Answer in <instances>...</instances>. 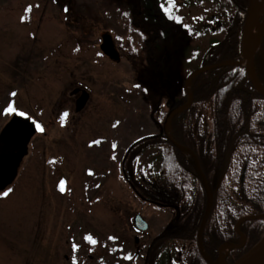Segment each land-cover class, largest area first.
Masks as SVG:
<instances>
[{"label":"rangeland","instance_id":"374dc122","mask_svg":"<svg viewBox=\"0 0 264 264\" xmlns=\"http://www.w3.org/2000/svg\"><path fill=\"white\" fill-rule=\"evenodd\" d=\"M214 2L174 0L184 38L176 51L164 48L162 82L139 51L145 34L131 20L133 0H0V129L12 116L3 114L9 103L44 129L0 192L13 189L0 195V264H157L150 244L166 233L164 264H190V243L180 239L189 234L185 221L141 200L124 169L132 180L157 182L144 169L148 152L129 147L161 132L168 83L180 86L223 38L217 20L225 15ZM105 36L116 55L102 49ZM75 87L89 92L81 110ZM136 213L148 223L144 232L132 223Z\"/></svg>","mask_w":264,"mask_h":264},{"label":"trees","instance_id":"16d2710c","mask_svg":"<svg viewBox=\"0 0 264 264\" xmlns=\"http://www.w3.org/2000/svg\"><path fill=\"white\" fill-rule=\"evenodd\" d=\"M133 1L131 20L145 34L139 51L146 55L147 62L157 72L160 71L164 80L166 72L161 68V54L165 47L176 51L184 38L185 28L173 7L171 16L179 19L170 18L163 11L162 4L169 6L166 0ZM212 1H218L214 3L225 15V19L217 20L219 26L224 27V34L222 39L213 40L207 47L202 56L203 64L198 69L225 64L210 67L193 77L189 87L192 104L174 115L170 123L172 138L198 157L213 194L212 210L201 240L204 252L211 259L217 256V248L223 242L239 241L234 229L238 219L264 212V98L253 89L246 68L237 64L241 59V33L248 0ZM254 65L264 86V38L254 55ZM164 93L167 98L163 104L168 111L187 100L184 82L180 86L172 82ZM133 147L138 149L137 154L142 150L148 152L144 169H150L158 180L153 183L142 175L132 180L125 166L131 189L141 197L178 206L180 215L175 224L184 220V231H189L180 238L186 245L190 243L186 247L188 263L207 264L198 252L196 241L207 198L200 175L194 174L192 156L173 146L162 132L136 141ZM221 176L219 189L214 192ZM239 229L247 239L243 248L248 249L264 234V219L244 221ZM166 235L150 244V250L162 256L157 264H164L170 253ZM240 251L230 250L228 256L233 259Z\"/></svg>","mask_w":264,"mask_h":264},{"label":"water","instance_id":"95a60500","mask_svg":"<svg viewBox=\"0 0 264 264\" xmlns=\"http://www.w3.org/2000/svg\"><path fill=\"white\" fill-rule=\"evenodd\" d=\"M249 11V10H248ZM246 18L244 21V27L242 30V40H241V62L239 64L244 65L246 68V74L247 77L249 78L253 88L258 92L261 96L264 97V87L259 81V78L256 76V69L254 67V53L255 50L250 54L247 51V46L246 44V39H247V33H248V28H247V20L249 18V13H246ZM264 18V15H262ZM264 37H261V39ZM260 39V40H261ZM104 45H102V49L111 54V55H116V52L113 51L112 49V43L110 42V39L108 36H105L104 38ZM225 64V63H224ZM224 64H213L210 67H215V66H221ZM205 67L202 70L194 71L192 72L191 75H189L186 78V83H185V91L187 92V102L184 104L182 107L175 108L170 115L167 117V120L165 122V127H164V132L165 135L168 137L169 141L177 146L180 149H184L182 146H180L178 143L173 141L171 136L168 134L167 126H170L169 123L171 121V118L173 117L174 113H178L183 111L184 109H187L191 105L192 101V96L191 92H189V84L190 80L192 77L199 72L205 70ZM86 101V97L83 95L80 96L77 102V108H81L83 104ZM36 123L30 120L28 117H21L16 114H12V116L6 121V123L3 125L2 129L0 130V191L5 189L7 185L12 183L16 176H17V171L20 167V163L27 154V149H28V144L30 143L29 141L31 138L35 135L37 132L36 129ZM196 161V166L198 167V171L200 173V176L202 177V185L205 188L206 192V206H205V212L201 218V222L199 224L198 228V233H197V241H198V250L201 253L202 257L206 262L209 264H226V261H224V254H223V249H233L235 248H241L245 242L244 235L240 232L238 229L239 225L242 223V221L245 220H253V219H263L264 218V213L263 214H256L252 216H242L241 219H239L234 226V229H236L237 233L240 235V238L242 239V243L240 244H231V243H223L219 248H218V257L216 262H211L205 252L203 251L202 248V234H203V228L204 225L207 221V217L209 215V212L211 210L213 198H212V193L210 191V188L207 185L206 177L204 176L200 166L197 157L195 158ZM222 178L219 179L218 183L215 186L214 191H217L219 188V183ZM133 223L136 228H138L141 231H145L147 228V223L144 222L143 218L140 216V214H135L133 218ZM233 264H264V235L261 237V239L254 244L253 247H251L247 252L243 253L242 256H240L238 259L233 262Z\"/></svg>","mask_w":264,"mask_h":264},{"label":"bare ground","instance_id":"6f19581e","mask_svg":"<svg viewBox=\"0 0 264 264\" xmlns=\"http://www.w3.org/2000/svg\"><path fill=\"white\" fill-rule=\"evenodd\" d=\"M247 20V51L251 54L264 34V20L259 21V16L264 15V0H251Z\"/></svg>","mask_w":264,"mask_h":264},{"label":"snow or ice","instance_id":"6c2138e0","mask_svg":"<svg viewBox=\"0 0 264 264\" xmlns=\"http://www.w3.org/2000/svg\"><path fill=\"white\" fill-rule=\"evenodd\" d=\"M174 3V0H168V4L169 6L168 7H165L163 4L161 5V8L163 9V11L169 15L170 18H173V19H179L177 17H172L171 16V8H172V4ZM26 11H31V8H26L25 9ZM67 11V10H66ZM125 15H127L125 13ZM12 96H15L17 95L15 92L11 93ZM3 114L5 115H10V114H16V115H19L21 117H26L28 116V113H26L25 111H22V110H18L16 107L13 106V104L9 103L7 105V107L3 108ZM68 116V113L67 112H64L62 115H61V121L63 122L64 119ZM36 129L37 131H40V132H43L44 129L41 127L40 124H36ZM115 126V125H114ZM94 144H98L100 143V141H93ZM113 147L115 148L116 145L114 144ZM63 181L61 182V191H63ZM13 191V189H8L6 192H3V193H0V195H3L4 197H7L11 192ZM86 240H88L90 243H96L95 240L92 239L91 236H88V237H85ZM109 239H115L114 237H109ZM73 247H76L75 245H73ZM127 259H131V257H126ZM73 264H76L75 262V259H73Z\"/></svg>","mask_w":264,"mask_h":264},{"label":"flooded vegetation","instance_id":"af4514ba","mask_svg":"<svg viewBox=\"0 0 264 264\" xmlns=\"http://www.w3.org/2000/svg\"><path fill=\"white\" fill-rule=\"evenodd\" d=\"M84 94V97H86L87 96V98H86V100H88L89 99V92H88V90L87 89H85V88H81V87H75L73 90H72V93H71V96H73V97H75V108L77 109V110H81V109H83V107L85 106V104L87 103V101L85 102V104L82 106V108L81 109H79V108H77V102H78V99L80 98V96L81 95H83ZM161 133V132H160ZM159 133V134H160ZM196 171L197 170H195L194 171V174H196ZM139 198H141V200H143V201H147V202H150V203H152L153 205H157V206H159L160 208H163V209H165V210H169V211H172L173 213H174V215H175V217H174V219H173V221H174V223H175V220H177V218H178V216L180 215V210H179V208H175L174 207V205H172V204H168V203H166V204H163V203H160V202H157V201H153V200H150L149 198H147V197H141V196H139ZM145 220V219H144ZM173 223V224H174ZM245 239H246V235H245ZM164 241V240H163ZM239 242V241H238ZM237 242V243H238ZM246 242H247V239H246ZM246 242H245V244H246ZM151 243V242H150ZM245 246V245H244ZM243 246V247H244ZM247 248H241V249H239V250H241L240 251V253H239V255L238 256H236V257H234L233 256V259H232V256L231 257H229V256H226L225 257V261H227V263L228 264H231V263H233V260H235L236 258H238L239 256H241V255H243V253H245L247 250H246ZM155 258V257H154ZM156 259V258H155ZM157 259H161V256L160 257H158ZM215 259V258H214Z\"/></svg>","mask_w":264,"mask_h":264}]
</instances>
